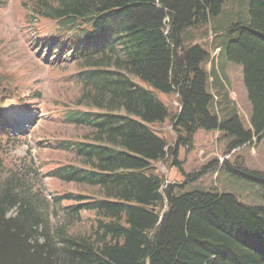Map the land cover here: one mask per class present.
Segmentation results:
<instances>
[{
	"label": "trees",
	"instance_id": "obj_1",
	"mask_svg": "<svg viewBox=\"0 0 264 264\" xmlns=\"http://www.w3.org/2000/svg\"><path fill=\"white\" fill-rule=\"evenodd\" d=\"M225 1L37 3V20L56 22L57 37L72 48L83 68L77 104L84 110L62 115L86 131L81 140L59 143L75 162L49 175L96 191L98 197L60 192L59 198L73 201L65 208L69 221L78 222L90 212L91 223L84 233L70 232L66 225L50 232L22 194L21 180L0 182V264H264V202L248 204L217 188L186 191L182 183L164 187L158 169L159 163L179 165V149L193 150L201 129L229 136L227 152L254 136L257 141L263 137L264 0H247L249 23L224 30L217 43L224 46L226 60L242 67L252 108L250 128L231 100L217 113L211 92L212 87L218 90L215 77L211 81L217 73L207 69L210 53L201 45L184 43L188 29L213 26ZM230 33L237 37L226 38ZM4 91L0 84V101L8 97ZM173 95L178 111L166 100ZM167 123L174 129V143L169 132L160 131ZM235 160L259 180L264 198V172L247 168L241 156ZM10 208L17 213L6 217Z\"/></svg>",
	"mask_w": 264,
	"mask_h": 264
},
{
	"label": "rangeland",
	"instance_id": "obj_2",
	"mask_svg": "<svg viewBox=\"0 0 264 264\" xmlns=\"http://www.w3.org/2000/svg\"><path fill=\"white\" fill-rule=\"evenodd\" d=\"M43 1L2 0L0 5V84L5 88V96H8L0 101L3 111L0 127L5 131L0 133V182L11 177L20 179L22 194L35 205L43 220L42 226L47 225L50 232L66 225L70 232L84 233L89 229L92 213L84 212L78 222H70L69 210L65 208L73 201L58 196L63 191L72 194L88 192L94 198L98 197L96 191H85L49 175L54 168L75 162L72 153L64 152L58 147L59 143L81 140L86 131L85 127H77L62 115L67 110H84L77 104L83 93V80L79 76L83 68L72 48L64 39L60 41L57 37L56 22L37 20L36 5ZM224 5L221 10L223 19L218 20L216 25L221 24L226 30L239 21L249 23V8L245 12L239 0H226ZM232 10L234 13H231ZM236 35L230 33V37L226 38L234 39ZM206 42L210 44L206 47L214 64L221 63L219 72L225 81V93L230 94L229 99L242 116L244 126L250 128L252 108L241 66L234 64V67L220 61L219 49H213V33L190 32L184 40L185 45H204ZM207 66L212 68V64ZM19 98L25 106L17 103ZM166 100L170 108L179 110L176 95ZM165 130L170 133V142L174 143L172 125L167 123L160 128V131ZM229 139L220 131L199 130L193 150L183 146L179 149V165L158 164L167 182L165 184L182 183L186 191L217 188L221 193L237 195L245 203L262 205L264 198L259 180L245 173L235 158L243 156L247 168L264 172V138L257 143L256 139H252L250 143L227 152ZM213 160L214 166L211 165ZM224 161L229 163L224 164ZM16 213L17 208H10L6 217H13ZM40 236L41 232L38 233V240L43 242L44 236ZM29 245L33 246L34 240H30Z\"/></svg>",
	"mask_w": 264,
	"mask_h": 264
},
{
	"label": "crops",
	"instance_id": "obj_3",
	"mask_svg": "<svg viewBox=\"0 0 264 264\" xmlns=\"http://www.w3.org/2000/svg\"><path fill=\"white\" fill-rule=\"evenodd\" d=\"M209 28H211V26L210 25H208V26H205V30L207 31V29H209ZM200 29H192V30H190V32H198ZM210 31H212V30H210ZM210 31H208L207 33L208 34H211V32ZM210 32V33H209Z\"/></svg>",
	"mask_w": 264,
	"mask_h": 264
},
{
	"label": "bare ground",
	"instance_id": "obj_4",
	"mask_svg": "<svg viewBox=\"0 0 264 264\" xmlns=\"http://www.w3.org/2000/svg\"><path fill=\"white\" fill-rule=\"evenodd\" d=\"M163 133V132H162ZM161 137V136H160ZM259 174V173H258ZM178 185V184H177Z\"/></svg>",
	"mask_w": 264,
	"mask_h": 264
}]
</instances>
